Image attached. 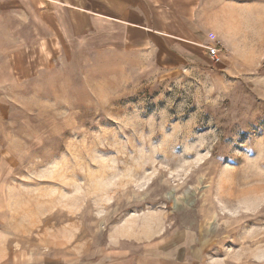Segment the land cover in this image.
Listing matches in <instances>:
<instances>
[{
  "label": "rangeland",
  "instance_id": "374dc122",
  "mask_svg": "<svg viewBox=\"0 0 264 264\" xmlns=\"http://www.w3.org/2000/svg\"><path fill=\"white\" fill-rule=\"evenodd\" d=\"M196 9L217 61L0 20V264H264V0Z\"/></svg>",
  "mask_w": 264,
  "mask_h": 264
},
{
  "label": "crops",
  "instance_id": "0c3cea01",
  "mask_svg": "<svg viewBox=\"0 0 264 264\" xmlns=\"http://www.w3.org/2000/svg\"><path fill=\"white\" fill-rule=\"evenodd\" d=\"M198 5L200 0H0V20L13 21L16 41L28 37V42L41 45L55 39L73 42L83 40L93 27L109 30L110 36L132 47L165 45L181 54L209 57L207 21L195 24L198 18L202 21Z\"/></svg>",
  "mask_w": 264,
  "mask_h": 264
},
{
  "label": "built area",
  "instance_id": "2783aa9c",
  "mask_svg": "<svg viewBox=\"0 0 264 264\" xmlns=\"http://www.w3.org/2000/svg\"><path fill=\"white\" fill-rule=\"evenodd\" d=\"M208 55L210 59L217 61L219 59L218 57V48L215 45L207 46Z\"/></svg>",
  "mask_w": 264,
  "mask_h": 264
}]
</instances>
